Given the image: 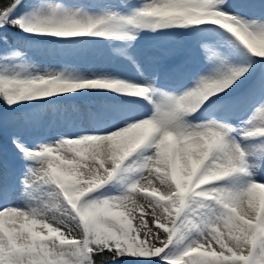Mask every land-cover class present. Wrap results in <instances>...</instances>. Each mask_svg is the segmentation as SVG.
I'll use <instances>...</instances> for the list:
<instances>
[{
  "label": "rangeland",
  "instance_id": "374dc122",
  "mask_svg": "<svg viewBox=\"0 0 264 264\" xmlns=\"http://www.w3.org/2000/svg\"><path fill=\"white\" fill-rule=\"evenodd\" d=\"M6 15L0 16V34L4 37L0 45V82L5 85L16 109L2 115L0 120L21 146L10 152L0 146V180L14 173L17 178L21 177L20 190L29 197L37 200L38 196L46 195L50 200L57 199L58 205H55V219L49 221L54 225L51 232L45 227L36 232L27 229L22 235L29 238L28 242L24 244L17 239L22 250L7 253L0 264H87L91 257L86 230L116 240L114 242L126 240L132 249L145 254L142 262L110 264H171L168 260L161 262L160 256L184 254L192 255L191 264H264L263 256L257 253L258 246L263 247L264 242L257 230L260 225H252L241 213L256 211L258 204L247 206L244 196L254 192L261 182L257 179L250 182L247 175L240 172L242 164L238 163V158L243 157V165L250 167V171L254 169L253 177L264 174V0H20L14 9V15L21 16L24 23L20 34L7 28ZM190 21L202 23L193 41L186 38V30L182 29ZM237 24L249 31L243 34L246 41L239 40L240 36L235 34L240 28ZM96 27L98 32L88 38L87 32ZM182 51H189V57L197 52L204 56L198 59L194 56L202 82H205L203 79L209 83L220 82L216 85L212 82L216 89L211 92L193 82L182 89L187 112L199 110L192 120L182 123L179 114L182 107L173 105L179 98L170 90L165 94L159 85L151 86V90L161 91L157 96L158 104L163 106L165 97L172 103V112L167 113L174 122L172 127L157 119L159 111L136 120L143 110L134 105L124 110L128 112L124 115L125 122L115 127L89 114L79 101V104L71 102L81 97L78 95L93 93L95 86L85 83L88 78L114 79L117 69L129 73L127 63L139 58L149 64L150 77L161 76L165 70L170 72ZM77 79L82 82L76 83ZM254 79L257 82L252 84ZM127 82L140 88L145 84ZM228 91L245 93L241 99L226 100L202 112L208 99ZM139 100L141 102L142 98ZM75 110L81 114H75ZM96 123L95 127L117 128L119 132L141 124L143 138L116 158V148L108 150L111 140L107 139H111V135L103 132L96 135L92 130ZM190 124L191 132L202 133L197 138L212 156L204 176L195 185L201 187L211 175L216 177L218 171H223L227 165L226 154L231 151L235 159V163L229 165L231 172L220 187L213 189L223 190L237 210L228 202L221 201L220 206L206 200L211 191L203 193L205 198L195 197L197 190L191 194L179 193L178 189L183 188L186 181L178 164L174 168L176 180L170 184L168 168L165 169L169 191L159 190L164 200L142 195L139 187L147 175H140L131 166L141 160L145 163V159L153 155L143 148L135 152L132 163L118 169L112 188L94 198L85 197L88 186L69 175L71 171H81L87 172L95 182L107 181L106 170L115 171L123 155L150 135L158 142L159 149H164L162 142L169 151H179L181 145L175 148L168 142L172 138L169 134L175 132L182 137ZM91 138H95L97 148L93 150L103 162L96 165V172H91L93 163L88 170L72 167L70 162L75 158L72 153L85 146V139ZM211 138L213 144H209ZM226 139L234 144H222L224 152L216 154L214 144ZM253 150H257V154L251 157L249 152ZM5 160L11 162L5 163ZM179 160L177 154L174 162ZM98 172L104 173L103 178L97 176ZM10 180L18 182L13 176L8 182ZM130 185L133 192L126 190ZM233 186L236 193L231 190ZM192 187L194 189V184ZM147 188L157 193L151 190L153 187ZM257 198H261L259 205L264 208V197ZM58 220L70 223L75 231H65ZM153 221L161 224L155 226ZM56 232L59 238L52 236ZM189 236L200 243L188 240ZM195 245H202L204 249H195Z\"/></svg>",
  "mask_w": 264,
  "mask_h": 264
},
{
  "label": "bare ground",
  "instance_id": "6f19581e",
  "mask_svg": "<svg viewBox=\"0 0 264 264\" xmlns=\"http://www.w3.org/2000/svg\"><path fill=\"white\" fill-rule=\"evenodd\" d=\"M95 3V1H94ZM96 5L100 6L101 8L104 7L101 3H95ZM47 43V42H46ZM129 73L124 72L121 68L117 69L116 71V78L106 80L102 79L101 77H94V78H88L85 83L87 85H93L94 91L86 92L90 93L85 96H82L84 94L78 95L83 97L85 100L89 101L91 104L88 105L85 102L79 101L81 105L89 111V114H93L96 116L98 115V111L94 110L93 107H102L104 109H108L110 107H113L114 103L116 102L118 98L122 97L124 101H131L134 103V106L136 108H140L143 111H140V113L136 116V120H140L141 118H144L146 116H149L150 114H153L155 112L159 113V116H157V119L161 122H164L167 127H172L174 122L171 120L168 116L172 112V106L169 105V101H167V97L163 99L165 104L162 106L163 110L156 111V104L155 100L158 96V92H152V90L147 88V85H150L149 83H153L155 85H161L164 87V90L172 89V87L165 83L164 78L158 75H154L152 77L147 76V74H150L151 70L149 68V64L142 60L138 59L136 60H130L128 63ZM140 70L142 72H140ZM203 79V78H202ZM127 80H131L134 84H143V87L140 88L138 85L133 86ZM205 82H202L201 79L198 81H195L196 85L206 88L207 91L211 92L216 89L214 85L220 83L218 81L213 80L212 82L215 83L213 85L212 82L209 83L208 80L203 79ZM101 81V82H100ZM82 82L81 79H77L76 83L80 84ZM180 86L176 87L179 88ZM206 91V90H204ZM233 91V90H232ZM231 91H228L229 93ZM126 93V95H125ZM226 93V92H222ZM124 94V95H121ZM149 95L150 99L152 100V104L149 107H144L140 102V97L143 98L146 95ZM140 96V97H139ZM135 97V98H134ZM137 97V98H136ZM216 96L211 97V102L207 105V107H210L211 105H218L220 104V99L215 98ZM79 98V97H76ZM224 98V97H222ZM77 104L78 101L76 102ZM177 106H181L179 110L181 112L179 113L180 116L184 115L183 113L186 112V116L184 118H194V116L197 113L193 112H187L186 107L183 105V99L179 98L175 101ZM175 105V106H176ZM213 107V106H212ZM168 108V109H165ZM139 109V110H140ZM167 110V112H165ZM178 110V111H179ZM168 113V114H167ZM75 114L80 115L81 113L78 110H75ZM100 114V113H99ZM124 112L122 115L124 116ZM101 115V114H100ZM100 117V116H99ZM90 126H93L92 124H89ZM98 126V123L94 124V127H92V130L94 133L99 134L100 132H103L106 135H111V139H107V141L111 140V147L108 149L110 150L112 147L116 148L117 156L121 155L123 152L126 151V149L134 145V142L137 140H142V134L143 126L141 124H137L135 126H132L128 131L126 132H119L117 128H104L103 126ZM191 127H189L186 132L182 133V137L180 136L176 143H174L175 148H179V151H172L171 148L169 151V148H165V144L161 142V148L164 147V149H159L158 142L154 140V138H151V135L148 136V141L146 138L141 142V145L138 146V144H135V147H132V149L129 152H126L123 155V159L121 162L116 163V170L110 171L106 170L107 174V181L100 180L98 182H95L92 177L87 174V172H81V171H71L70 177L72 179H78L80 184H85L88 186L85 190L86 194H84L85 197H93L96 195H100L102 192L107 191L109 188H112V183L117 180V176L119 175L120 168L124 169V167L127 164L132 163L134 160V154L138 149H145L146 151H150L153 155L149 157L148 159H145V163L141 160V162H137L136 166H131V169L133 171H138L140 175L143 173H146L147 177L145 181L143 182L142 186L139 187V192L142 195H148V196H155L159 200H164L163 194L161 195V192L159 190H163L165 193H168L169 189L166 187V185L171 183V181L176 180L174 168L175 165H179V172L183 175L186 184L183 188H179L178 192L185 194H191L194 191H199L195 197L203 198V193H206L208 191H211L210 197H204L206 200H210L213 204L219 205L220 200L228 202V199L226 197V194L221 189H213L216 187H220L222 183L225 182V178L227 177V174L231 172V168L229 165L231 163H235L234 154L231 151H226V157L225 162H227V165L224 166L223 171H218L216 177L214 175H211L209 179H207V182H203L201 185L198 183L201 187H198L195 185L203 176L204 172L206 171V165L210 164L212 161V156L210 155V152L205 149V147L202 145V143L198 140L197 137H200L202 134L201 132H191ZM174 133V132H173ZM172 133V134H173ZM200 134V135H199ZM84 136V135H83ZM248 138H244V140H247ZM113 140V141H112ZM95 138L91 139H85V146H82L79 151L72 153L75 157L71 162L70 165L75 168L80 167H86L87 170L92 167L90 165L91 163L94 164L91 172H96L97 168L96 165H99L101 162H103L100 155H97V152H94L93 149L97 148L94 147ZM223 143L221 144H214V151H216V154H220L224 152L225 147L222 144H226L227 146H231L234 144L231 140H221ZM169 142V141H168ZM160 144V142H159ZM209 144H213V139L209 141ZM129 150V149H128ZM98 151V150H97ZM112 153L114 151H111ZM225 152V153H226ZM177 154H179V161L174 162L177 158ZM257 154V150H253L251 153L249 152V155L252 157ZM97 155V156H96ZM137 156V155H136ZM105 162V161H104ZM196 162V166H194ZM238 163L244 164L245 160L243 158H238ZM150 164V165H149ZM203 168L201 169V165H203ZM258 165V164H256ZM256 168L260 169L259 166H255ZM168 168L167 171V180L168 183L165 180L164 172L165 169ZM253 168V167H252ZM119 169V170H118ZM253 170V169H252ZM241 173H246L251 180L257 179L262 182V184H259L256 190L254 192H249L245 198V203L249 204V206L253 207L255 204L257 205L256 211L251 214L250 212H253L252 210L249 211H242V214H245L248 221L251 222L252 225L256 226L259 224L262 227L257 226V230L259 235H262V238L264 240V208H261L262 206L260 204V200L257 198L259 195L264 197V174L260 176L253 177L250 171V167H244L243 169H240ZM101 172H98L99 177H102ZM261 177V178H259ZM103 178V177H102ZM149 178V179H148ZM8 177L4 175L0 180V260L3 258V256L7 255V253L10 252H16L19 250H22V246L19 247L18 240H21L22 243L28 242L29 238H27L25 235H22L23 232H26L27 229H30L32 232L39 231L42 227H45L49 233L51 232V229L54 228V225L52 222L53 219H55V205H58V201L55 198H51V200L46 198V195H40L38 196L37 200H34L31 196L29 197L27 195V192H23V190H20V185H15L11 182V180L8 182ZM6 182H8L6 185H4ZM95 182V183H94ZM79 183H76L77 186H79ZM93 184V185H92ZM194 184V189L192 185ZM153 187L151 190L156 191L157 193L148 190L147 187ZM76 187V186H75ZM133 192L134 188L132 185L127 186L126 190ZM197 188V189H196ZM171 190V189H170ZM234 191V193L237 192L236 187L233 186L231 189ZM178 194L175 192V195ZM239 194V193H238ZM241 198V196H239ZM114 199V198H111ZM239 199V198H238ZM110 200V199H109ZM97 200H95L96 202ZM95 202H93L95 204ZM111 204H114L115 202L109 201ZM243 202V203H244ZM232 207L236 205H232L229 203ZM242 206L244 204H241ZM250 207V208H251ZM238 207L236 208V210ZM247 210V208H244ZM251 219V220H250ZM51 221V222H49ZM59 221V220H58ZM59 225L63 228H66V230H74L72 225L68 222L59 221ZM153 224L155 226L161 224L157 221H153ZM63 231V232H65ZM75 231V230H74ZM77 231V230H76ZM11 234H10V233ZM76 233V232H75ZM53 237L59 238L60 235L56 232ZM45 236L42 235L41 239H44ZM158 238V237H157ZM176 238V237H175ZM15 239V240H14ZM18 239V240H17ZM169 239V237H168ZM188 240L192 241V238L189 236ZM192 242L200 243V241L194 240ZM8 248H10L9 251H6ZM195 249L202 250L204 247L202 245H195ZM257 253L262 255L264 258V242L263 247L258 246Z\"/></svg>",
  "mask_w": 264,
  "mask_h": 264
},
{
  "label": "trees",
  "instance_id": "16d2710c",
  "mask_svg": "<svg viewBox=\"0 0 264 264\" xmlns=\"http://www.w3.org/2000/svg\"><path fill=\"white\" fill-rule=\"evenodd\" d=\"M17 0H0V16L6 14L10 8L15 4ZM6 24L12 29H19V20L11 17L9 20H5ZM239 33L241 35L244 34V30L240 29ZM1 36V35H0ZM3 87L0 85V109L4 108V98ZM7 138L0 133V142L2 144L7 143ZM91 248L89 250L91 260L87 264H110L117 261L122 262H142L143 256L139 251L131 249L127 244L121 242L119 244L115 243H105L101 240L91 237ZM171 264H191V259L186 256H180L178 258H174V260L170 261ZM169 262V263H170ZM165 264V263H162Z\"/></svg>",
  "mask_w": 264,
  "mask_h": 264
}]
</instances>
